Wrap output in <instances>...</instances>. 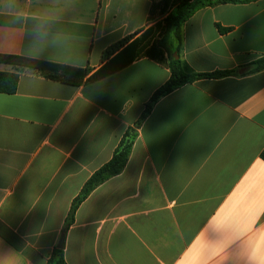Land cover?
I'll return each instance as SVG.
<instances>
[{"label":"crops","instance_id":"crops-1","mask_svg":"<svg viewBox=\"0 0 264 264\" xmlns=\"http://www.w3.org/2000/svg\"><path fill=\"white\" fill-rule=\"evenodd\" d=\"M161 1L0 0V55L89 78L109 47L167 16L150 21ZM173 56L237 74L186 84L143 121L171 77L149 58L81 86L26 70L16 94H0V264H47L61 247L66 264H264V70L251 73L264 57V0L199 10ZM141 121L124 171L65 233L73 201Z\"/></svg>","mask_w":264,"mask_h":264},{"label":"trees","instance_id":"trees-1","mask_svg":"<svg viewBox=\"0 0 264 264\" xmlns=\"http://www.w3.org/2000/svg\"><path fill=\"white\" fill-rule=\"evenodd\" d=\"M258 0H162L154 4L150 14V21L167 15L161 22L156 23L133 40L128 37L111 47L104 55L106 64L95 74H91L89 68H77L41 60L30 59L22 56L0 55V63L11 66L14 71L0 72V94L14 95L18 91L20 75L26 70L55 82L71 86H81L85 81L94 82L106 78L134 63L141 58H149L168 68L171 72L169 81L154 95L146 108L142 121L150 113L153 105L163 96L174 90L203 79H220L237 74L235 71H217L214 73H197L193 71L181 58L175 59V53L179 55L182 40V29L185 23L199 10L225 3H244ZM136 36V35H135ZM133 40V41H132ZM130 41H132L130 43ZM121 50V51H120ZM120 51V52H119ZM119 52L113 59L110 58ZM264 70V57L258 59L251 67V73ZM129 129L122 138L114 152L112 159L97 170L86 182L77 198L73 201L68 214L64 232L66 233L75 220V215L86 199L102 184L119 176L126 168L134 144L137 139V129ZM264 161V151L261 154ZM64 248L56 249L47 264H66Z\"/></svg>","mask_w":264,"mask_h":264},{"label":"water","instance_id":"water-1","mask_svg":"<svg viewBox=\"0 0 264 264\" xmlns=\"http://www.w3.org/2000/svg\"><path fill=\"white\" fill-rule=\"evenodd\" d=\"M176 59H179L178 57Z\"/></svg>","mask_w":264,"mask_h":264}]
</instances>
